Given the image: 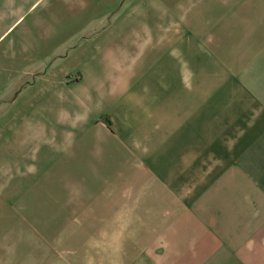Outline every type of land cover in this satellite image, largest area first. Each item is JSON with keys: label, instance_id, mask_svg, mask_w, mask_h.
<instances>
[{"label": "crops", "instance_id": "0c3cea01", "mask_svg": "<svg viewBox=\"0 0 264 264\" xmlns=\"http://www.w3.org/2000/svg\"><path fill=\"white\" fill-rule=\"evenodd\" d=\"M3 167L0 264H264V0H0Z\"/></svg>", "mask_w": 264, "mask_h": 264}, {"label": "rangeland", "instance_id": "374dc122", "mask_svg": "<svg viewBox=\"0 0 264 264\" xmlns=\"http://www.w3.org/2000/svg\"><path fill=\"white\" fill-rule=\"evenodd\" d=\"M9 168L3 167L2 168V182H0V228L5 232L6 234L12 233L17 234V237L26 238V234H28V231L26 228H24L21 224L27 225L37 223L40 226V224L47 223L50 225V228L52 229H59V230H51L50 234L51 237H57V234H63L66 232V234L70 233V235L73 234H79L81 231L76 230L79 227L75 225L76 220L82 219H88L90 216L87 215H75V214H63V213H55V214H48V215H42V214H34V215H27L24 213L25 209H19V211L16 209V204L20 206V200L19 195L22 192H25L27 190V186L30 187V183L25 182H19V183H12L10 182V175H9ZM25 176L21 177V179H24ZM27 185V186H26ZM54 202H57L56 200ZM54 211L58 210H65L70 211L72 209H51ZM22 212V213H21ZM11 229H13L11 231ZM64 230H70V231H62ZM44 232H41L40 234H43ZM48 233V232H47ZM28 238H31L28 236Z\"/></svg>", "mask_w": 264, "mask_h": 264}]
</instances>
